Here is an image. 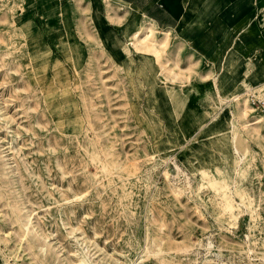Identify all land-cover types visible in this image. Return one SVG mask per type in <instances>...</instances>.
<instances>
[{
	"label": "rangeland",
	"instance_id": "obj_1",
	"mask_svg": "<svg viewBox=\"0 0 264 264\" xmlns=\"http://www.w3.org/2000/svg\"><path fill=\"white\" fill-rule=\"evenodd\" d=\"M151 22L0 0L5 264H264V55Z\"/></svg>",
	"mask_w": 264,
	"mask_h": 264
},
{
	"label": "crops",
	"instance_id": "obj_2",
	"mask_svg": "<svg viewBox=\"0 0 264 264\" xmlns=\"http://www.w3.org/2000/svg\"><path fill=\"white\" fill-rule=\"evenodd\" d=\"M110 1L121 9L137 11L161 30L184 29L187 26L197 29L198 26L205 25L217 41L222 43L237 40L241 42V50L246 51L245 55H264V0ZM206 29L203 31L205 34ZM189 47L195 53L204 50V46L198 43L195 47ZM0 264H5L1 253Z\"/></svg>",
	"mask_w": 264,
	"mask_h": 264
},
{
	"label": "built area",
	"instance_id": "obj_3",
	"mask_svg": "<svg viewBox=\"0 0 264 264\" xmlns=\"http://www.w3.org/2000/svg\"><path fill=\"white\" fill-rule=\"evenodd\" d=\"M248 96L254 110L264 115V93H253L249 91Z\"/></svg>",
	"mask_w": 264,
	"mask_h": 264
},
{
	"label": "bare ground",
	"instance_id": "obj_4",
	"mask_svg": "<svg viewBox=\"0 0 264 264\" xmlns=\"http://www.w3.org/2000/svg\"><path fill=\"white\" fill-rule=\"evenodd\" d=\"M150 24L154 25L152 22ZM140 33H142V34H140ZM153 34H154L153 27L152 26H146L141 32L137 30L135 32V37L139 38L141 35H143L141 41H145V40H150L152 38ZM165 34H166V38L164 37L165 39H164V41H162L164 43H165V40L167 39V37L169 38L170 32L166 31ZM30 222H31V216H29L28 221L26 222L27 223L26 226L28 227V229H30V227L28 226L30 224Z\"/></svg>",
	"mask_w": 264,
	"mask_h": 264
}]
</instances>
